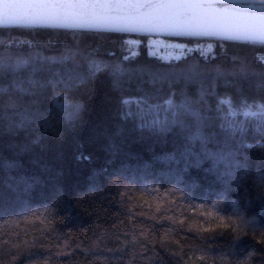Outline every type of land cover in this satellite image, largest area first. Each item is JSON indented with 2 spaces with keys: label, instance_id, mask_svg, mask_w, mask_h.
Instances as JSON below:
<instances>
[{
  "label": "snow or ice",
  "instance_id": "6c2138e0",
  "mask_svg": "<svg viewBox=\"0 0 264 264\" xmlns=\"http://www.w3.org/2000/svg\"><path fill=\"white\" fill-rule=\"evenodd\" d=\"M0 25L16 26L14 30L109 29L167 32L175 36L220 35L223 39L256 40L264 44V0H0ZM107 55L115 56V53ZM122 59L130 61L133 55H124ZM101 74L110 75L114 89L132 90L121 98L123 120L133 119L139 129L153 135L176 132L182 137L181 149L169 157L170 162L177 164L174 180L168 181L173 187L161 191V188L146 186L141 190L137 185L147 179L146 172L138 176L127 169L114 171L109 179L111 190L116 194L109 207L115 213L104 219L103 224L109 225L105 233L99 231L102 225L98 224L81 228L73 235L60 227L64 221L56 219L60 215L56 209L33 212L31 219L25 217L16 224L38 221L43 225L38 229L41 235L34 236L31 243L20 240L14 245L13 264H94L93 257L98 251L132 255L133 260L144 256L157 264H182L178 258L181 253L167 247L179 244L169 239L171 233H196L210 241L201 247L211 248L217 243L211 234L221 229L236 233L241 230V223L258 230L257 243L264 245V218L246 220L240 216L241 223H238L220 211L213 212L203 203L191 204L199 185L188 179L192 168L212 174L224 189L217 197L218 204L226 202L232 186L249 175L264 189V156L254 162L249 155L250 150L264 149V56L258 57L255 65L233 57L229 66L191 63L179 73H160L149 68H129L120 62H105L98 50L84 48L76 42L41 47L28 41L0 38V135L5 131L24 130L34 134L33 143H39L55 128L49 119V110L41 108L44 99L51 101L50 111L59 112L62 123H73L78 118L80 105L70 103L71 90L91 85ZM221 83L238 88L239 94L218 100L213 108L216 89ZM246 89L250 90L247 94ZM253 91L259 96L252 95ZM78 159L90 160V157L81 154ZM181 164L184 166L180 167ZM28 179L19 178L18 184L26 185ZM100 186L96 185L95 190ZM178 199L188 203L181 207ZM258 199L264 203V196ZM232 206L235 209L236 203ZM185 211H193L205 219L188 218ZM10 214L0 207V218ZM146 220L155 223L145 225ZM130 222L138 234L123 230L113 233L117 240L121 235L125 237L124 247L99 248L107 232L120 229L121 225L127 227ZM163 222L179 227H156ZM223 234L218 232L220 236ZM150 237L155 238L152 242L161 250L169 251L167 258L155 247L147 248L144 242ZM136 245L156 254L147 256L145 252L126 251ZM236 246L234 241L232 247ZM255 252L253 249L248 257L232 264H251ZM199 260L204 264H229L219 256L210 260L206 254ZM0 264L5 262L0 260Z\"/></svg>",
  "mask_w": 264,
  "mask_h": 264
},
{
  "label": "trees",
  "instance_id": "16d2710c",
  "mask_svg": "<svg viewBox=\"0 0 264 264\" xmlns=\"http://www.w3.org/2000/svg\"><path fill=\"white\" fill-rule=\"evenodd\" d=\"M15 28L16 26L0 27V38L5 41H28L41 47H60L76 42L84 48L98 50L100 58L105 62H120L129 68H149L160 73H179L191 63L229 66L233 57L255 65L257 58L264 56V44L260 42L84 29L14 30ZM107 53H115V56H108ZM124 55H133V59L123 61ZM131 91L114 89L110 75L101 74L91 85L71 90L70 103L80 105L78 118L73 123H62L59 112L50 111L51 101L44 99L41 108L49 110V119L55 128L50 129L39 143H33L34 134L24 130L5 131L0 135V207L6 213H11L0 218V260L5 264H13L11 253L15 251L16 243L20 240L31 243L34 236L41 235L38 229L43 225L38 221L35 224L21 222L18 226L16 222L23 221L25 217L31 219L33 212L40 213L45 208L56 209L60 213L56 219L71 226L66 228L62 224L60 227L71 231L73 235L81 228L96 227L98 224L102 225L99 231L105 233L109 225L103 224V221L109 214L115 213V209L109 207L111 198L116 194L111 190L109 179L114 171L127 169L130 174L138 176H144L146 172L147 179L137 185L141 190L146 186L161 188V191L173 187V183L168 181L174 180L177 164L170 162L169 157L181 149L182 137L176 132L163 136L153 135L139 129L133 119L123 120L121 98L131 94ZM245 91L247 94L250 90ZM238 94V88L221 83L216 89L213 108L218 100ZM251 94L259 96L254 91ZM81 154L90 157V160L78 159ZM249 155L254 162H258L264 156V149L250 150ZM24 177L29 178L28 183L18 184L19 178ZM188 179L199 185L191 204L203 203L206 208L213 212L220 211L226 217L231 216L238 223H241L240 216L246 220L264 218V203L258 199L264 196V189L258 186L253 175L234 184L226 196V202L220 204L217 203V197L224 190L223 185L212 174L203 169L192 168ZM96 185H101L99 190H95ZM179 195L178 192L176 196ZM233 202L236 203L235 209ZM177 203L183 207L188 201L178 199ZM179 211L177 208V214ZM185 216L201 221L205 219L196 216L193 211H185ZM5 221L8 223L5 224ZM154 223L148 220L144 222L149 226ZM170 226L179 227L170 225L169 222L156 225L161 229ZM143 227L144 225H139V228ZM121 230L137 231L138 234L131 222L127 227L121 225L120 229H112L104 235L99 248L124 247L125 237L121 235L117 240L113 235ZM219 231L224 232L223 236L218 235ZM256 231L258 230L244 223H241V230L236 233L218 230L211 234L217 240L211 248H202V245L210 241H205L196 233L173 232L169 239L179 241V244L167 247L170 251L181 253L178 258L182 260V264H193V261L195 264H204L199 260L204 254L210 260L219 256L232 264L233 261L248 257L253 249L256 252L251 258V264H260L264 261V245L257 243L259 237L255 235ZM17 232L20 233L19 236L15 234ZM187 237L192 239H186ZM154 239L150 237L144 242L147 248L155 247L157 252L167 258L169 251L161 250L158 244H153ZM234 241L238 246L232 247ZM126 251L133 254L145 252L147 256L156 254L147 252L140 245L134 248L130 246ZM233 251L237 254L230 255ZM122 255L98 251L93 257L94 264H128L129 260H132V264H157V261L144 256H137L133 260L132 255H123L121 260L119 258Z\"/></svg>",
  "mask_w": 264,
  "mask_h": 264
},
{
  "label": "water",
  "instance_id": "95a60500",
  "mask_svg": "<svg viewBox=\"0 0 264 264\" xmlns=\"http://www.w3.org/2000/svg\"><path fill=\"white\" fill-rule=\"evenodd\" d=\"M0 27H12V25H8V26H4V25H0ZM96 30V29H93ZM97 31H111L109 29H99ZM127 33H136V34H149V35H159V36H175V35H171L167 32H161V33H148V32H142V31H136V32H127ZM224 35H235L234 33H225ZM181 37H208V38H216V39H223L220 35H212V36H181ZM223 40H235V41H246V42H258L256 40H241V39H223Z\"/></svg>",
  "mask_w": 264,
  "mask_h": 264
},
{
  "label": "rangeland",
  "instance_id": "374dc122",
  "mask_svg": "<svg viewBox=\"0 0 264 264\" xmlns=\"http://www.w3.org/2000/svg\"><path fill=\"white\" fill-rule=\"evenodd\" d=\"M162 45L160 44V46L159 47H161ZM163 48H165L164 46H163Z\"/></svg>",
  "mask_w": 264,
  "mask_h": 264
}]
</instances>
